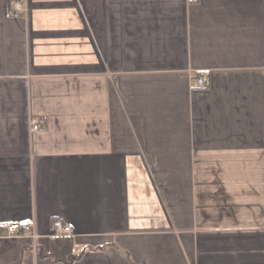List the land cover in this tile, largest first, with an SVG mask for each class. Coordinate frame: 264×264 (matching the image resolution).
Wrapping results in <instances>:
<instances>
[{
  "label": "crops",
  "instance_id": "1",
  "mask_svg": "<svg viewBox=\"0 0 264 264\" xmlns=\"http://www.w3.org/2000/svg\"><path fill=\"white\" fill-rule=\"evenodd\" d=\"M26 1L0 0V264H264V0Z\"/></svg>",
  "mask_w": 264,
  "mask_h": 264
},
{
  "label": "built area",
  "instance_id": "2",
  "mask_svg": "<svg viewBox=\"0 0 264 264\" xmlns=\"http://www.w3.org/2000/svg\"><path fill=\"white\" fill-rule=\"evenodd\" d=\"M191 2L197 0H190ZM28 4L26 0H11V11L15 15H22L27 12ZM192 88L193 89H206L208 88V82L203 75H195L192 78ZM41 121L38 118L32 119L31 129L32 131H38L41 128ZM1 228L6 230V235L9 237L13 236H30L33 239L38 238L36 233L35 224L32 220H28L22 224L15 223H3ZM52 233L58 236H70L73 234V228L71 225H65L60 219L53 221Z\"/></svg>",
  "mask_w": 264,
  "mask_h": 264
},
{
  "label": "trees",
  "instance_id": "3",
  "mask_svg": "<svg viewBox=\"0 0 264 264\" xmlns=\"http://www.w3.org/2000/svg\"><path fill=\"white\" fill-rule=\"evenodd\" d=\"M57 238L58 239L56 240L54 245H52L53 247L51 249L52 253L58 258L66 255L69 261H75L76 259H78V255H73L71 253V249H72L71 239L65 235L57 237Z\"/></svg>",
  "mask_w": 264,
  "mask_h": 264
}]
</instances>
